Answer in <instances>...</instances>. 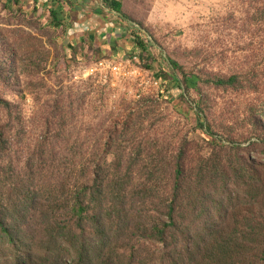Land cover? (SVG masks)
<instances>
[{
	"label": "rangeland",
	"instance_id": "rangeland-1",
	"mask_svg": "<svg viewBox=\"0 0 264 264\" xmlns=\"http://www.w3.org/2000/svg\"><path fill=\"white\" fill-rule=\"evenodd\" d=\"M120 2L0 0L2 203L37 230L95 178L136 218L117 244L145 258L146 212L163 214L180 162L177 219L203 246L191 264L221 237L244 244L226 264H264V0Z\"/></svg>",
	"mask_w": 264,
	"mask_h": 264
},
{
	"label": "trees",
	"instance_id": "trees-1",
	"mask_svg": "<svg viewBox=\"0 0 264 264\" xmlns=\"http://www.w3.org/2000/svg\"><path fill=\"white\" fill-rule=\"evenodd\" d=\"M103 1L113 11L121 13L120 0ZM51 14L55 15V12ZM138 42L144 46L143 41ZM236 81L237 76H232L217 83L233 85ZM0 103L8 105V102ZM204 125L201 123L202 127ZM174 173L170 192L159 198L163 214L160 210L146 212V234L143 237L148 252L145 258L137 254L139 247L117 244L131 233L128 227L135 224L136 218L132 220L126 215L118 202L109 205L101 188L105 182L97 186L98 180L94 178L91 185V182L84 183L85 186L75 195L67 217L54 210L42 213L43 220L37 230L25 224L22 207H7L0 196V264H180L182 257L190 260L188 264H191L192 257L203 247L200 246L202 238L191 222L184 226L178 222L177 217L181 215L178 201L181 197L182 163H176ZM193 196L189 194L185 199L188 216L196 208ZM136 227L132 234L139 230V225ZM221 238H215L206 246L210 264H226L224 257L244 245ZM167 239L170 240L167 242ZM259 256L264 261V246L260 248ZM252 259L256 263L257 256L252 255Z\"/></svg>",
	"mask_w": 264,
	"mask_h": 264
},
{
	"label": "built area",
	"instance_id": "built-area-1",
	"mask_svg": "<svg viewBox=\"0 0 264 264\" xmlns=\"http://www.w3.org/2000/svg\"><path fill=\"white\" fill-rule=\"evenodd\" d=\"M120 65L121 64H118L116 62L101 60L96 63L95 67L96 69H104L106 71H111L112 73H118V71L120 70Z\"/></svg>",
	"mask_w": 264,
	"mask_h": 264
}]
</instances>
